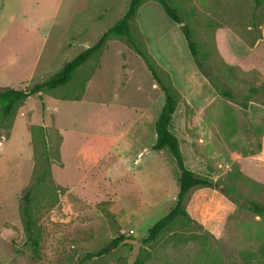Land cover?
I'll return each instance as SVG.
<instances>
[{"label": "rangeland", "instance_id": "rangeland-1", "mask_svg": "<svg viewBox=\"0 0 264 264\" xmlns=\"http://www.w3.org/2000/svg\"><path fill=\"white\" fill-rule=\"evenodd\" d=\"M128 1L0 0V86L48 77ZM169 1L232 98L195 66L182 26L156 0H142L130 29L178 93L169 127L185 165L213 185L191 188L186 216L143 240L174 203L178 169L168 150L151 148L161 89L125 38L111 37L72 80L0 115V264H264V216L244 205L264 201V4ZM45 167L29 204L34 253L19 199Z\"/></svg>", "mask_w": 264, "mask_h": 264}, {"label": "trees", "instance_id": "trees-1", "mask_svg": "<svg viewBox=\"0 0 264 264\" xmlns=\"http://www.w3.org/2000/svg\"><path fill=\"white\" fill-rule=\"evenodd\" d=\"M156 1L159 3L169 19L176 22H182V17L178 9L173 6L169 0ZM141 2L142 0H129L124 13L115 22L103 30L92 44L84 47L73 57L67 59L55 72H53L48 77L36 81L24 88L0 86V115L2 117H7L12 112L14 106L28 96L66 84L72 80L78 67L84 64L87 59L102 49L107 39L116 36L124 37L127 44L142 59L145 67L163 94V103L154 122L155 139L151 145V148L155 151L161 149L168 150L178 169V190L175 195L173 205L167 210L166 213L157 218L146 229V236L143 240L153 241L157 235L177 216H186L184 200L190 189L197 186H212L213 181L208 176L196 174L185 165L179 140L177 136L170 130L169 125L176 108L178 93L176 89L173 88L170 81L163 77L155 64L153 57L134 37L130 29V22L137 14ZM253 2L256 6L264 4V0H253ZM182 33L195 66L209 80L210 84L219 95L226 98H232V91L211 73L209 65L205 62L203 55H201L199 52L198 45L192 37V31L188 24L184 23L182 25ZM252 91L254 93H258L259 88L254 87L252 88ZM246 105V102H243V106ZM47 171L48 169L45 167L36 181L25 188L19 199V215L25 232V241L29 244L34 253H37L39 248L40 230L31 214L29 204L35 183L41 179H44ZM244 205L254 213L264 216V201L260 202L246 199L244 200ZM124 238V234L115 236L107 245L101 247L100 249L88 252L85 254V256H98L106 252L109 249V245L117 246ZM133 264H140V262L135 261Z\"/></svg>", "mask_w": 264, "mask_h": 264}, {"label": "water", "instance_id": "water-1", "mask_svg": "<svg viewBox=\"0 0 264 264\" xmlns=\"http://www.w3.org/2000/svg\"><path fill=\"white\" fill-rule=\"evenodd\" d=\"M179 24L182 26L183 25V22H179Z\"/></svg>", "mask_w": 264, "mask_h": 264}, {"label": "crops", "instance_id": "crops-1", "mask_svg": "<svg viewBox=\"0 0 264 264\" xmlns=\"http://www.w3.org/2000/svg\"><path fill=\"white\" fill-rule=\"evenodd\" d=\"M264 29V28H263Z\"/></svg>", "mask_w": 264, "mask_h": 264}]
</instances>
